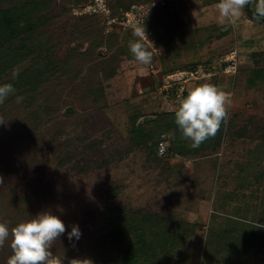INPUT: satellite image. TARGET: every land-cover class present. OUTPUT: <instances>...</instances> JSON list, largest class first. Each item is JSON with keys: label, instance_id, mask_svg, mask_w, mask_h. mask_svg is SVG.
<instances>
[{"label": "rangeland", "instance_id": "1", "mask_svg": "<svg viewBox=\"0 0 264 264\" xmlns=\"http://www.w3.org/2000/svg\"><path fill=\"white\" fill-rule=\"evenodd\" d=\"M21 1L0 0V8ZM217 2H150L152 14L168 18L158 33L141 26L153 54L149 65L121 59L119 46L134 39L133 32L118 22L105 28L104 16L77 14L82 0H56L43 14L42 28L57 44L55 58L68 64L30 106L21 101L0 109V222L11 230L42 211L60 215L66 232L53 241L50 264H87L114 213L139 212L146 234L174 219L178 252L161 264H206L219 230L241 233L264 224V26L247 6L235 26L221 25ZM112 31L120 39H110ZM232 56L235 76L187 84V90L216 85L230 101L227 119L207 139L214 143L204 141L192 156L152 157L135 128L155 130L153 144L163 135L173 144V130L158 121L165 124L162 116L175 113L167 103L179 105L156 90L162 69L204 65L213 74ZM74 223L82 235L69 241ZM11 239L0 245V264L13 254ZM249 264H264V250Z\"/></svg>", "mask_w": 264, "mask_h": 264}, {"label": "trees", "instance_id": "2", "mask_svg": "<svg viewBox=\"0 0 264 264\" xmlns=\"http://www.w3.org/2000/svg\"><path fill=\"white\" fill-rule=\"evenodd\" d=\"M88 1L82 0L83 4ZM153 1L110 0L108 5L111 16L120 17L124 11L133 5L150 4ZM55 2L56 0H24L0 8V84L10 83L15 89L14 94L0 103L2 111H5L7 105L21 101L30 106L38 91L53 78L59 77L61 68L65 69L64 66L68 64V62H61L60 59L55 58L57 44L51 37L47 36L42 28L43 19L47 16L43 14L50 10ZM83 16L103 19L97 14ZM166 16L155 15L150 11L144 26L153 27L158 33L160 30L158 25L168 18ZM249 16L264 26V18L258 19L251 14ZM103 24L106 28L105 20ZM125 31L132 33L133 28H125ZM109 36L110 39H120L116 31H112ZM134 39L129 36L119 46L121 59L123 57L134 59L128 48L129 42ZM25 63L27 64L24 65ZM195 67L197 66H192V68ZM162 73L171 72L162 69ZM113 74L114 72L111 73V76ZM188 91H186L185 96ZM95 93H93L94 96ZM98 93H101L99 96L102 97L104 95L103 89L97 91L96 94ZM95 100L98 101V99ZM174 114H164L161 119H164L166 123L163 124V121H158L160 123L158 124L167 129L170 128V131L173 130L175 136L173 144L171 142V154L183 157L192 156L199 150L192 148L190 141L182 138L174 123ZM135 130L139 132L138 144L150 148L151 156L155 157L159 141L158 139L153 144L155 130L141 127L135 128ZM151 141L154 148L149 146ZM206 141L214 143L213 139ZM200 146L203 148L206 145L202 146L201 144ZM113 216V220H109L107 223L109 228L105 227L106 232L99 238L96 251L90 256V261L87 264H161L173 253L178 252L180 245L178 238L175 234H171L173 231L171 229H174V219L165 218L163 223L158 225L161 226L158 230L149 231L146 234L143 225L147 220L139 212L130 213L127 211L121 216L117 213H114ZM222 230H219V234L217 233V240L209 243L204 263L249 264L256 255L264 250V228L241 231V233L237 232L235 227L229 230L222 228ZM214 234L216 233L213 231L212 235L214 236Z\"/></svg>", "mask_w": 264, "mask_h": 264}, {"label": "clouds", "instance_id": "3", "mask_svg": "<svg viewBox=\"0 0 264 264\" xmlns=\"http://www.w3.org/2000/svg\"><path fill=\"white\" fill-rule=\"evenodd\" d=\"M245 6L252 7L253 0H218V22L235 26ZM253 15L264 18V0H255ZM133 36L135 39L128 45L130 53L141 65H149L153 54L144 43V37H148L146 27H135ZM14 92L12 84H0V103ZM227 104L230 101L216 85L205 82L190 89L179 100L174 114V123L182 138L190 141L192 148H199L204 141L215 136L227 119ZM254 227L264 228V224L257 223ZM65 232L66 224L61 216L46 210L17 223L11 230L6 223L0 222V245L11 234L13 254L8 258V264H50L52 243ZM81 235L78 223L72 224L67 232L69 241L79 240Z\"/></svg>", "mask_w": 264, "mask_h": 264}, {"label": "built area", "instance_id": "4", "mask_svg": "<svg viewBox=\"0 0 264 264\" xmlns=\"http://www.w3.org/2000/svg\"><path fill=\"white\" fill-rule=\"evenodd\" d=\"M60 1V0H58ZM110 0H89L87 3L81 5L80 9H76L75 12L80 15H92L97 14L105 18L107 26H112L115 23H119L123 28H135L141 27L150 13L149 4L133 5L128 10L122 13L121 20L118 17L111 16V10L108 5ZM117 18V19H116ZM148 45L156 50L153 42H148ZM234 53V52H233ZM154 67L151 65V70ZM238 61L235 56L227 58L221 66V71L218 73L210 72V69L204 65H199L195 68H185L168 74H161L160 85L156 89L158 94L167 101L179 102V100L185 96L187 91V84L192 81H201L208 79L212 75H231L235 76L238 72ZM157 154L160 157H166L171 154V142L163 135L159 139L157 145Z\"/></svg>", "mask_w": 264, "mask_h": 264}, {"label": "crops", "instance_id": "5", "mask_svg": "<svg viewBox=\"0 0 264 264\" xmlns=\"http://www.w3.org/2000/svg\"><path fill=\"white\" fill-rule=\"evenodd\" d=\"M167 104H169L168 106L171 108L170 110L169 109L167 110L169 112H175L176 109H178V106H179V105H177V103L176 104H174V103H167ZM170 155H172V154H170Z\"/></svg>", "mask_w": 264, "mask_h": 264}, {"label": "water", "instance_id": "6", "mask_svg": "<svg viewBox=\"0 0 264 264\" xmlns=\"http://www.w3.org/2000/svg\"><path fill=\"white\" fill-rule=\"evenodd\" d=\"M247 10L249 11V13H250L251 15H253V8H252V7L247 6ZM253 16H254V15H253Z\"/></svg>", "mask_w": 264, "mask_h": 264}]
</instances>
